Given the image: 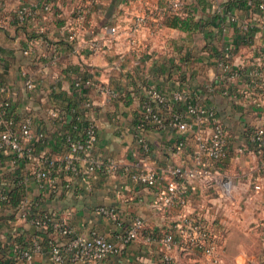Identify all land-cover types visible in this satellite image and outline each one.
Listing matches in <instances>:
<instances>
[{"label":"crops","instance_id":"crops-1","mask_svg":"<svg viewBox=\"0 0 264 264\" xmlns=\"http://www.w3.org/2000/svg\"><path fill=\"white\" fill-rule=\"evenodd\" d=\"M225 1L207 0L203 5L198 0H187L186 9L177 15L193 17L190 27L172 25L169 17L174 15H165L157 27H152V22L143 26L138 43L133 45L128 40L133 16L145 11L146 6L163 5L165 0H100L91 5L94 32L86 37L104 35L107 25H118L122 34L105 51L93 53L83 41L68 37L70 26L77 22L76 8L86 0H0V83L11 88L17 115L31 116L33 128L45 131L48 140L37 143V147L54 159L50 170L56 182L55 187L40 189L33 174L35 161L13 165L9 154L0 153V187L9 193L15 185H24L23 200L31 204L38 201L36 210L67 218L83 234L97 229L118 243L117 234L125 232L134 217L142 216L146 229L139 238L122 244L121 252L109 257V264H162L160 244L148 242L146 231H174V224L184 212L202 214L212 228L223 231L224 238L218 249L219 262L213 263L211 256L199 250L176 247L173 255L177 264L264 262V153L252 140L256 129L264 127V106H252L255 97L244 91L245 78L224 80L218 64L225 46L233 44V64L252 65L264 49V10L251 1L235 9L241 20L256 25L251 40L237 44L241 33L228 19L216 18L218 13L223 14ZM45 3H51L52 9H45ZM22 4L36 8L37 16L19 25L12 17ZM77 74L94 80L85 88L94 101L87 116L98 125L94 157L113 159L133 169L131 149L137 147L134 128L147 89L156 86L171 93L187 88L197 102L215 106L227 127L231 154L221 173L194 179L186 206L165 212L154 207L156 188L163 186L168 177L165 169L170 165L190 168L195 163L197 128L178 129L169 120L165 125L150 121L145 129L150 147L147 161L161 174L157 187L134 181L124 168L113 172L98 169L90 175L66 169L68 146L60 145L56 135L64 126L68 106L77 101L73 86ZM27 76L35 80V88L26 86ZM100 84L117 89L120 96L106 101ZM171 107L164 110L168 118L172 110H184L178 102ZM52 109L58 110L59 116H53ZM181 140L185 143L179 148ZM224 177L233 183L228 194L221 185ZM256 184L260 188H255ZM101 207L114 208L122 224L118 226L109 215L98 211ZM17 209L0 205V257H13L14 264H55L46 245L34 251L31 263L22 255L24 248L32 247L35 236H43L40 228Z\"/></svg>","mask_w":264,"mask_h":264},{"label":"built area","instance_id":"built-area-1","mask_svg":"<svg viewBox=\"0 0 264 264\" xmlns=\"http://www.w3.org/2000/svg\"><path fill=\"white\" fill-rule=\"evenodd\" d=\"M100 0H86V3L79 4L76 8L77 22L69 28V38L77 42L83 41L84 47L93 53L105 51L117 35L122 34L118 25L106 26L107 30L102 36L93 35L86 37L87 33L94 32V23L91 17V5L99 3ZM187 0H165L163 5L152 8L146 6L145 11L137 13L129 26V41L131 44L138 43L137 35L145 25L154 24L157 27L160 19L169 13H182ZM1 5V4H0ZM44 8L52 9L51 3H45ZM260 8L264 10V1L260 3ZM231 19L238 20V16L232 13ZM37 10L31 5L22 4L15 11L12 20L25 22L36 18ZM249 21L243 20L241 26L248 29ZM233 44H228L224 48V54L218 58V64L222 69L221 77L224 80L232 81L245 78L246 93H251L255 99L253 102L259 107L264 106V49L255 57L250 67L233 64ZM29 53V49L25 50ZM25 74L26 71H23ZM25 84L29 89L36 87V82L31 77H26ZM94 84L92 77L83 74L75 75L73 86L77 97H83L78 104L73 107V112L77 113L79 121L87 120L88 124L81 126L83 136L74 137L67 135V145L69 153L65 159L66 169L73 173L92 174L98 169L106 168L108 171H116L124 168L130 177L143 185L157 187L161 174L159 170L148 163L147 154L150 150L148 138L145 134V120L153 121L159 125L169 123L178 129H185L192 126L195 129L194 137L196 147L193 151L194 166L186 168L182 165H170L165 169L164 174L168 175L166 183L157 187L155 191L154 207L158 211L165 212L173 207H184L188 204L189 193L194 188V179L214 177L221 173V169L215 165L225 154V146L228 138V131L225 123L218 116L215 106L197 102L192 92L187 88L174 89L171 93H166L156 86H150L146 91V97L142 101V112L144 120L137 122L134 128L137 147L131 149L134 157V168L129 169L113 160H104L93 156V149L98 140V125L94 120L88 118V111L94 106V101L88 96L85 88ZM99 90L106 101H112L120 96V92L107 85L100 84ZM174 102L183 104V111H173L168 118L164 114L165 109L172 108ZM51 114L59 116L56 109H52ZM190 119L192 121H190ZM76 128L78 126H75ZM209 127L210 130H206ZM46 133L43 130H35L32 125V117L17 115L14 105V95L11 88L0 83V153L9 154L13 165H19L22 161H35L34 178L40 189L46 190L48 187H55V177L52 176L51 167L54 165L52 159L45 152L38 150L37 143L43 142ZM253 142L264 153V127H258L253 134ZM184 140L179 141L178 147L184 145ZM63 160V158H62ZM225 193H230L233 186L228 177L221 181ZM255 188H260L259 184ZM8 199V192L0 187V205ZM31 203L24 199L18 205L19 214L32 223L36 224L49 236V255L55 264H66L71 260V264H109V257L118 254L122 250V244L129 243L140 237L146 229V223L142 216L134 217L131 225L125 232L117 234L118 243L113 238L101 233L97 229H92L88 234L80 233L69 222L67 218L59 217L48 211H32ZM38 207L37 205L35 208ZM98 211L109 215L122 224L117 211L114 208L101 207ZM175 230H164L156 232L148 229L145 238L148 242L160 244L161 262L164 264H177L173 251L176 247L183 250H199L211 256L213 263L220 260L218 249L220 242L224 238L222 230H216L210 226L202 214L198 212H184L179 220L174 224ZM43 238V237H42ZM39 237L33 238L31 248H24L21 251L26 260L31 263L34 251L42 250L43 246ZM261 264H264L262 262Z\"/></svg>","mask_w":264,"mask_h":264},{"label":"trees","instance_id":"trees-1","mask_svg":"<svg viewBox=\"0 0 264 264\" xmlns=\"http://www.w3.org/2000/svg\"><path fill=\"white\" fill-rule=\"evenodd\" d=\"M249 1H251V3L255 7L261 9L260 3L264 0H226L225 2H223L222 7H221L223 10V14L218 13L216 15V18H220L221 20L222 19H228L230 21V23L233 24L235 26V28L241 33L239 35L240 40L237 41V44H239V43L247 44L251 40V38L253 37V32L256 29V25L253 22L249 21L250 24H249L248 29L244 30L241 26V22L243 20H241L239 17H238V20L231 19L232 14L230 12L235 13V9L237 7H246L248 5ZM198 2L200 4L206 5L207 0H198ZM186 7H187V3L185 5V9H186ZM170 14L174 15L173 17H169V19H172V22H171L172 25L179 26L181 28H188L193 23V17H191V16H187V17L182 18L179 15H177L176 13H169L167 15H170ZM14 22L19 24V25H23L27 21L19 22L16 20ZM234 49H235V47H233V52H234ZM223 54H224V50L222 51V53L220 54V56L218 58H220ZM222 82H225V81L222 80ZM224 86H225V84H224ZM82 98L83 97L77 98V101L71 103L67 108V114H66L64 126L61 127L57 131V135H56L57 142L60 145L61 144L67 145L68 133L73 135L74 137H81L84 135L82 132L81 126H85L86 124L89 123V121H87V120L79 121V119L77 118L78 114L73 112V107H75L78 104L79 100H81ZM179 104H181V103H179ZM181 105L183 106V104H181ZM252 106L259 107L255 104V102L252 103ZM143 120H144V114L142 112L140 117L138 118V122H142ZM149 122L150 121L145 120V124H144L145 127L147 126V124ZM75 126H78V127L76 128ZM46 140H48L47 136L43 140V142H45ZM228 144L229 143H228V138H227V143L225 146V154L219 160H217L215 162V165L218 166L220 169L223 168L225 161L227 160V158L231 154L230 149H228ZM256 145H257V143H256ZM25 193H26V188L24 187V185H15L9 191L8 199L5 202H3L4 203L3 205L7 204V205H11L13 207H18V205H20L21 202L23 201V197H24ZM38 203H39L38 201L37 202L34 201L30 207L32 209V211H34L35 213L37 211L36 210L37 207L35 208V206ZM39 210L42 212L41 209H39ZM167 230H170V229H167ZM40 231L42 232V236L44 237L41 244L43 247L46 245L47 247H45V249L48 251L49 246H50L48 233L44 230H41V229H40ZM31 244H32V241H31ZM14 263H15V259L13 257H7V258L0 257V264H14ZM162 264H164V263H162Z\"/></svg>","mask_w":264,"mask_h":264}]
</instances>
